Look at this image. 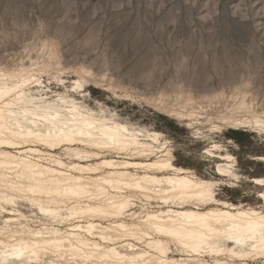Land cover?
Wrapping results in <instances>:
<instances>
[{
  "label": "bare ground",
  "instance_id": "6f19581e",
  "mask_svg": "<svg viewBox=\"0 0 264 264\" xmlns=\"http://www.w3.org/2000/svg\"><path fill=\"white\" fill-rule=\"evenodd\" d=\"M50 66L51 60L0 68V264H264L258 227L264 176L247 180L262 187L257 198L263 205L218 198L221 183L177 165L161 132L68 94L109 90L89 78L90 70H76L70 89L58 92L41 77ZM62 74L58 69L55 79L65 85ZM240 107L250 111L246 102ZM171 111L203 133L195 126L203 125L201 112ZM229 113L217 119L234 130L264 133L261 115ZM207 123L212 133L223 130L211 117ZM216 142L206 152L219 159L217 172L240 182L236 158ZM140 196L157 200L158 208L135 210ZM21 201L37 210L35 216Z\"/></svg>",
  "mask_w": 264,
  "mask_h": 264
},
{
  "label": "rangeland",
  "instance_id": "374dc122",
  "mask_svg": "<svg viewBox=\"0 0 264 264\" xmlns=\"http://www.w3.org/2000/svg\"><path fill=\"white\" fill-rule=\"evenodd\" d=\"M48 60L41 77L51 90H69L76 70H90L109 90L68 94L161 132L177 165L221 183L218 198L263 205L262 187L247 180L264 176V133L217 118L231 110L264 118V0H0V68ZM58 69L65 85L55 79ZM192 109L201 112L203 125L195 126L203 133L171 113ZM210 117L222 131H209ZM212 142L234 155L240 182L219 175V159L206 152ZM139 198L135 210L158 208L157 200ZM20 205L35 216L26 201Z\"/></svg>",
  "mask_w": 264,
  "mask_h": 264
},
{
  "label": "snow or ice",
  "instance_id": "6c2138e0",
  "mask_svg": "<svg viewBox=\"0 0 264 264\" xmlns=\"http://www.w3.org/2000/svg\"><path fill=\"white\" fill-rule=\"evenodd\" d=\"M99 146V145H98ZM259 183H261V184H264V181H259ZM261 220H264V216H262L261 217ZM259 229H260V236H261V238H262V242H264V223H261L259 226ZM159 230V229H158ZM249 231H250V233H255V231H256V228L255 227H253V226H249ZM227 239H233V237H231V236H227L226 237ZM247 239H250V240H255V237H254V235H249L248 237H247ZM241 241L239 240V239H237L236 240V243L237 244H239ZM252 247L253 248H255V242H253V244H252ZM45 251H47V249H45ZM32 255H36V253L35 252H33V253H31ZM16 255H17V258H20V257H22L23 256V252H21L20 250H17V253H16ZM45 264H48V261H45Z\"/></svg>",
  "mask_w": 264,
  "mask_h": 264
}]
</instances>
